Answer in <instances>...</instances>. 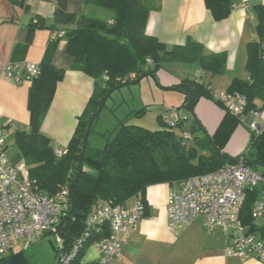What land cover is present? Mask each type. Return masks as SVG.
I'll return each mask as SVG.
<instances>
[{
	"label": "trees",
	"instance_id": "obj_1",
	"mask_svg": "<svg viewBox=\"0 0 264 264\" xmlns=\"http://www.w3.org/2000/svg\"><path fill=\"white\" fill-rule=\"evenodd\" d=\"M113 11L109 20H102L66 11L65 2L59 1L53 14V23H69L74 27L65 32V53L72 57L71 69L78 70L94 79L93 90L82 113L77 118L74 132L60 157L54 154L50 138L40 131V125L51 103L56 83L65 70L51 63V55L57 42L55 37L47 46L39 63V74L31 79L27 96L29 130L15 132L14 142L21 158L28 166L29 178L38 190L54 193L58 186H68L77 175L79 154L83 136L92 113L104 96L118 89L122 83H131L141 75L155 73L166 62L196 63L201 70L219 75L226 69L225 52L206 54L203 45L187 39L183 44L167 46L158 38L145 33V25L151 10L159 8L160 0H83ZM215 21L225 19L233 8L232 0H203ZM252 10L256 17L254 38L246 43L244 69L245 79L234 77L226 91H237L245 95L244 112L260 111L264 108V3L255 4ZM44 27L42 18H32L28 32ZM52 27V26H50ZM27 43L14 48L25 50ZM193 84L192 97L185 96L182 106L188 110L199 97L211 98L208 87L194 80H181L175 89L183 91ZM104 106V105H103ZM144 108L129 113L120 119L108 133L100 148L90 149L87 142L82 170L69 194L71 212V234L73 238L84 228V220L99 201L109 200L112 204L125 205L132 197H140L144 205L146 188L157 183H177L190 176L216 170L230 162L220 151L239 119L226 112L219 127L210 136L201 132L197 118L191 123L181 121L175 127H167L165 119L159 121L161 128L149 130L129 124V118L141 115ZM98 116V115H97ZM89 135L92 131L93 124ZM188 132L190 139H184ZM248 150L241 154L245 164L256 169L252 160L264 163V129L256 137L249 135ZM232 157V156H231ZM238 156L232 157L236 158ZM264 173V172H261ZM259 192L258 187L247 189L240 211L241 222L249 231L264 237V228L253 223L250 210ZM69 208V209H70ZM69 217L59 224V235L65 248L69 246ZM108 231L92 233L86 244H92ZM85 244V245H86ZM80 250L68 264H80ZM0 264H29L24 251H11L0 257Z\"/></svg>",
	"mask_w": 264,
	"mask_h": 264
},
{
	"label": "crops",
	"instance_id": "obj_2",
	"mask_svg": "<svg viewBox=\"0 0 264 264\" xmlns=\"http://www.w3.org/2000/svg\"><path fill=\"white\" fill-rule=\"evenodd\" d=\"M59 1L65 2L66 11L74 14L75 18L84 15L110 20L113 16L112 10L85 4L83 0H0V123L5 134L7 156L15 164L23 161L14 142L15 132L29 130L27 96L31 81L15 83L6 78L2 73L5 62L20 59L40 62L49 43L57 38L51 63L64 69L65 73L56 83L51 103L40 125V131L50 138L54 149L67 146L77 118L93 90L94 79L71 69L72 57L65 53V32L74 27L75 20L53 23L54 10ZM232 1L231 12L220 21L212 18L203 0L159 1V8L148 14L145 33L155 36L167 46L183 44L190 38L201 43L206 54L225 52V72L211 75L197 64L189 71L182 68L183 63L166 62L154 73L158 83L147 74L138 83L114 90L100 111L105 110L104 119H111L113 127L103 129L99 124V129L93 132L94 145L90 149L100 148L97 147L100 137H105L120 119L134 110L144 108V113L130 117L128 123L149 130L160 129L159 121L167 118L173 109L188 115L189 110L182 106L185 94L166 88L177 85L183 79L200 82L210 92H223L234 77L247 78L244 69L246 43L254 38L256 23L252 6L264 3V0ZM32 18H42L44 27H36L28 32ZM25 42V50L15 53V46ZM226 112L224 106L205 96L199 97L193 107L199 124L210 136L219 127ZM248 113L244 112L245 121L239 122L231 131L223 146V153L235 157L248 150ZM190 123L186 122L185 127ZM177 189L175 183H157L146 188L144 215L137 228L130 232L128 241L122 245L113 264H264L255 258L241 260L234 257L223 232L217 230L214 234H207L200 219L182 227L178 234L169 231L166 203L170 192ZM135 199H128L126 205H132ZM119 236L122 237V234ZM81 250L80 264H97L99 251L94 243L84 245Z\"/></svg>",
	"mask_w": 264,
	"mask_h": 264
},
{
	"label": "built area",
	"instance_id": "obj_3",
	"mask_svg": "<svg viewBox=\"0 0 264 264\" xmlns=\"http://www.w3.org/2000/svg\"><path fill=\"white\" fill-rule=\"evenodd\" d=\"M39 72L38 62L24 59L9 60L2 67L3 75L15 83L30 81ZM210 93L211 98L224 106L227 112L240 122L245 121L244 94L237 91ZM248 115L249 135L256 137L264 129V108L250 111ZM164 119L165 125L171 128L187 121L188 115L173 109ZM183 137L190 139L191 135L184 132ZM6 150L5 134L0 123V257L15 251L16 247L26 250L46 233L57 237L63 251L65 247L58 227L70 208L68 184L59 185L51 194L38 190L29 178L27 164L24 161L12 163ZM66 151V147L55 148L54 154L60 157ZM236 159L216 170L175 183L178 189L170 192L166 203L167 229L178 234L182 227L200 219L207 234H214L217 230L223 232L234 257L241 260L255 258L264 262V237L259 231H249V227L240 220L246 190L258 187L250 215L254 224L257 220L264 221V173L245 164L243 155H238ZM134 198L132 205L99 201L85 217L84 228L72 239L67 256L63 258L62 252L61 264H68L92 233L105 230L107 235L94 242L99 251L97 264H113L122 245L128 241L130 232L137 228L144 215L143 201L140 197Z\"/></svg>",
	"mask_w": 264,
	"mask_h": 264
},
{
	"label": "rangeland",
	"instance_id": "obj_4",
	"mask_svg": "<svg viewBox=\"0 0 264 264\" xmlns=\"http://www.w3.org/2000/svg\"><path fill=\"white\" fill-rule=\"evenodd\" d=\"M109 10V9H104ZM254 20L256 21V17H254ZM196 63H183L182 67L183 69H187L189 71H192ZM218 78V77H216ZM127 88V86L123 87V89ZM105 110H103L99 116L97 117V120L95 121L91 134H90V141H89V147L91 148L93 144L94 135L93 132L97 131V128L99 129V124H101V128L103 129H112V120L111 119H104L105 117ZM191 119L188 114V121L187 123H190ZM107 135V134H106ZM106 136L100 137V144H98L97 147H101L103 143L105 142ZM256 170L260 172H264V168L260 166H256ZM257 227H264V221L257 220L255 222ZM59 233V232H58ZM59 237L62 239V237L59 235ZM63 241V239H62ZM19 247L15 248V251H19ZM24 254L29 262V264H57L59 262V258L62 254V250L60 248V243L58 242L57 237L54 234L46 233L45 235L39 237L32 245H30L26 250H24Z\"/></svg>",
	"mask_w": 264,
	"mask_h": 264
},
{
	"label": "water",
	"instance_id": "obj_5",
	"mask_svg": "<svg viewBox=\"0 0 264 264\" xmlns=\"http://www.w3.org/2000/svg\"><path fill=\"white\" fill-rule=\"evenodd\" d=\"M148 75H151V76L154 78V80H156V82L158 83L157 78H156V76L154 75V73H148ZM143 76H144V75L139 76L138 78H136V79H135L133 82H131V83H126V82H124V83H122L120 86H118L117 88H120V87H122V86L129 85V84H135V83H138L139 80H140ZM193 87H194L193 84H187V85H186V89L183 90V91H181V92L184 93L185 96L192 97L193 94H194ZM166 88H167V89H168V88L175 89V86L166 87ZM175 90H177V89H175ZM178 91H179V90H178ZM110 93H111V92L107 93V94L104 96V98L102 99L100 105H99V106L97 107V109L92 113V115H91V117H90V119H89V121H88V124H87L86 130H85V133H84V136H83L82 146H81V149H80V154H79V166H78L77 175L73 178L72 182H71V183L69 184V186H68V191H69V193H71L72 185L76 182V180L78 179V176H79V174H80V172H81V170H82V166H83V157H84V153H85L86 145H87V142H88L89 132H90V129H91V127H92V123H93V121H94V118H95V117L100 113V111L102 110L103 105H104V102H105L106 98L110 95ZM189 115H190V117H191L192 119L195 118V115H194V113H193V104H192V106H191V109L189 110ZM200 130H201L202 133L208 135L209 138H210V135L207 133V131H206L202 126L200 127ZM210 140H211V138H210ZM211 141H212V140H211ZM220 154H222V155H223L226 159H228V160H231V161H237L236 158H232L231 156H229V155H227V154H225V153H223V152H221V151H220ZM251 163H252V164H255V165H257V166H260V167H262V168H264V163H263V162H260V161H257V160H252ZM71 212H72V208H70L69 211H68V217H69V220H70V221H69V229H68V235H69V246H68L67 249L64 248V250H63V256H62L63 258L66 257L67 254H68V252L70 251L71 244H72V239H73V236H72V234H71V224H72ZM60 259H61V256H60V258H59V262H58L57 264H61V260H60Z\"/></svg>",
	"mask_w": 264,
	"mask_h": 264
}]
</instances>
